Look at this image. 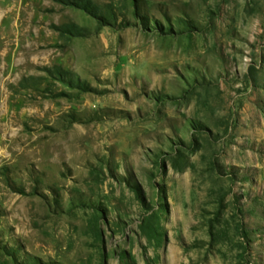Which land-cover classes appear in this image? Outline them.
<instances>
[{
	"label": "rangeland",
	"instance_id": "374dc122",
	"mask_svg": "<svg viewBox=\"0 0 264 264\" xmlns=\"http://www.w3.org/2000/svg\"><path fill=\"white\" fill-rule=\"evenodd\" d=\"M0 264H264V0H0Z\"/></svg>",
	"mask_w": 264,
	"mask_h": 264
}]
</instances>
